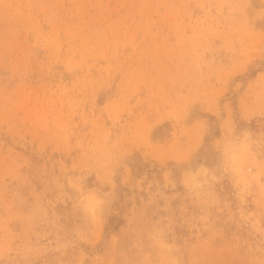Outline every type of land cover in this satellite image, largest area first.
<instances>
[{
	"label": "rangeland",
	"instance_id": "374dc122",
	"mask_svg": "<svg viewBox=\"0 0 264 264\" xmlns=\"http://www.w3.org/2000/svg\"><path fill=\"white\" fill-rule=\"evenodd\" d=\"M0 264H264V0H0Z\"/></svg>",
	"mask_w": 264,
	"mask_h": 264
},
{
	"label": "trees",
	"instance_id": "16d2710c",
	"mask_svg": "<svg viewBox=\"0 0 264 264\" xmlns=\"http://www.w3.org/2000/svg\"><path fill=\"white\" fill-rule=\"evenodd\" d=\"M259 69L255 70V71H251L250 74H248V76H253ZM210 119H214V116L210 115L209 116ZM219 131L216 130L215 135H218ZM120 224V219L119 218H115L112 217L109 219V226L108 228H116L118 225Z\"/></svg>",
	"mask_w": 264,
	"mask_h": 264
}]
</instances>
